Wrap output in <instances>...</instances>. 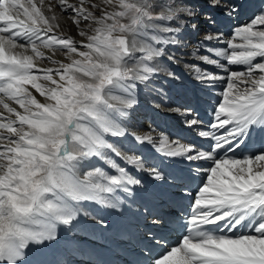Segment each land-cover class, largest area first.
Instances as JSON below:
<instances>
[{
    "label": "snow or ice",
    "instance_id": "1",
    "mask_svg": "<svg viewBox=\"0 0 264 264\" xmlns=\"http://www.w3.org/2000/svg\"><path fill=\"white\" fill-rule=\"evenodd\" d=\"M210 5L229 17L239 11L228 0ZM193 15L184 0H0V264H27L32 246L87 214L85 202L114 209L121 193H147L138 172L164 195L179 188L188 205L173 241L168 201L142 197L136 215L147 244L135 264H264V142L249 143L264 131V9L228 38L206 34L226 47L202 42L188 54L224 73L185 62L204 87L226 82L208 123L192 107L170 108L207 147L125 123L141 84L162 70L176 78L159 58ZM61 18L82 39L64 35ZM129 137L185 164L182 175L126 147Z\"/></svg>",
    "mask_w": 264,
    "mask_h": 264
},
{
    "label": "bare ground",
    "instance_id": "2",
    "mask_svg": "<svg viewBox=\"0 0 264 264\" xmlns=\"http://www.w3.org/2000/svg\"><path fill=\"white\" fill-rule=\"evenodd\" d=\"M46 1L48 0H45V4H47ZM187 2L190 3L188 5H193V7L191 6L193 12L195 9L200 10L202 6L200 4L208 3V5L211 7L210 0H188ZM228 2L237 4L239 6V15L243 14L244 18H249V20L252 19L250 17H253L254 14L264 9V0H228ZM252 5L255 6V10H252L254 9ZM197 6H199V8H197ZM213 9H215V11H211H213L214 14L222 15L225 20H227L229 23H232L230 17L224 14L222 8ZM194 17H196L195 12L193 16L187 17L190 21L188 25H192V20ZM211 26H214V24ZM223 27L224 30L228 31L227 26ZM60 30L63 31L64 35L71 36L76 40L82 39L77 35V29L71 22L68 25H65L63 28H60ZM209 30L210 28L208 31ZM188 34H192V32L187 31L184 28L177 32L175 34L177 44L165 46L166 53L163 57L159 58L161 68H166L167 70L173 71L176 74V78H170L167 75V72L162 70L158 74H155L150 79V81L147 82L146 86L141 84L137 89L138 104L133 109L128 110L129 116L125 118V123L130 127L144 130L151 126L156 130L154 135L160 132H163L164 134L168 132L167 135H169L170 139H172V137H187L191 139L192 143L207 147L208 141H206L204 138L191 137L190 132L196 131L189 129L184 125L182 115L174 111H170V108L192 107L196 112L201 110V114H199L198 118L206 123L209 120H212L213 109L217 102L221 99L218 94L206 93L193 95L190 93H184L182 91L181 87L187 86L183 80V77L185 76H188L191 79L192 84L202 85L194 78L191 69L185 67V62L190 64H198L201 68L207 69L208 71L213 73L217 72L215 74L224 75L220 69H217L214 66L203 64L199 59L189 56L188 54L193 53L196 50L195 47L194 49H191L190 53L182 50L181 46L183 45L181 44H185L186 42H181V40H184V37ZM212 42H215V40H212ZM201 43L202 40L199 44H197V46ZM222 46L226 45L222 44ZM211 47H216V45ZM169 54H174L176 57L180 58L182 62L174 63L172 60L168 59ZM55 58L63 59L60 56ZM45 66H49L47 62H45ZM224 86V82H216V92H221V89L224 88ZM217 89L219 90L217 91ZM32 91L39 100L43 101L44 98L40 97L39 93H36L34 89ZM203 96H205V98H203ZM157 105H159V107H157ZM139 115H143L144 119L147 115L146 119H148V121H143V117L140 120V118H138ZM152 115L156 119L164 118L167 121L158 127L155 125L154 121L151 120ZM170 132L173 134L170 135ZM261 135H263V138H261ZM198 141L200 142L196 143ZM251 141L252 144L259 146V144L264 142V131H261L258 136H255L252 133ZM125 146L132 148L134 151L142 153L146 156L155 157L154 162L161 168L167 164L166 163L164 166H162L161 160L164 158L156 156L154 150H151V147L146 144H135V142L130 137L127 141H125ZM164 160L168 161L171 159ZM171 162V168H168L167 172L170 173L171 171L172 174H176L177 176L182 175L181 170L184 169L186 165L181 163L179 160H171ZM138 173H136V176ZM137 177L141 179L142 185L147 188V192L150 190L157 195H163L158 189H156L154 183L148 179V174L146 172L140 173V176ZM171 191L179 195L180 190L179 188H173ZM143 193H146L144 187H140L130 197H126L123 193L119 195L124 202L133 208V206H136L133 198L141 201ZM84 207L87 209L86 215L82 212L81 215L78 216L77 220L71 225L58 226V234L55 241L32 246L28 253L27 264H51L53 261H55L57 264L121 263L127 259L124 251L136 252L135 247H138L139 250H141L144 245L147 244L146 241H128L126 239V232L119 229L121 224H116L114 220L115 215L112 213V210H114L120 218L129 220V214L124 210L123 207H121V205H118V207L114 209L108 208L109 211H104L100 205H97L94 202H85ZM93 217L101 218L104 221V225L102 226L97 224L96 219H93ZM124 227H129L132 229L133 224L129 220V223ZM133 229L136 235L139 234L142 236V234H140L139 228L134 227ZM130 242L135 243L136 246L133 247ZM114 248L115 252H113Z\"/></svg>",
    "mask_w": 264,
    "mask_h": 264
},
{
    "label": "rangeland",
    "instance_id": "3",
    "mask_svg": "<svg viewBox=\"0 0 264 264\" xmlns=\"http://www.w3.org/2000/svg\"><path fill=\"white\" fill-rule=\"evenodd\" d=\"M187 1L188 0H184L185 3L190 4ZM47 2L48 1H46V3ZM200 5H202L200 10L199 9H195V11H194L196 17L193 18L192 25H188L187 24L184 27V29H186L187 31H191L194 34L197 32V35H198L197 38L198 39H199V35H202V37L199 40H197L196 42H193L192 39H191L192 38L191 34H188V35H186L184 37V40H181V42H186L185 44H181V45H183V46H181L182 50H185L186 52H189V53L191 52V49H194V47H195V49L197 48V44H199L201 42V40H202V42H204V44H206V45H208L210 47L211 46H215V45H216V47H222V44L217 43L216 41L215 42L208 41V40L205 41V36L207 34V30L209 28L211 29V28H215L216 27V25L209 20V17H212V16H210V14L214 15L213 11H215V9L211 8L208 5V3L200 4ZM191 6L193 7V5H190V7ZM252 7H254V9H252V10H255V6L252 5ZM197 8H199V6H197ZM211 10H213V11H211ZM234 17L235 16L230 17L231 21H233ZM212 18L214 19L215 17L213 16ZM250 18H252V17H250ZM186 19H188V18H186ZM70 22H71L70 20L65 19V18H61L58 21V23L60 24V28H63L65 25H68ZM232 23H234V21ZM193 24L195 25V27H193ZM213 24H214V26H211ZM215 32H217V31H215ZM224 36L226 38V35H224ZM193 38H194V36H193ZM202 54L204 55L203 51H200V55H202ZM225 83L226 82H224V84ZM221 90H223V88ZM143 115H145V114H143ZM143 115H139L138 118H140V120H141V118L143 117V119H144ZM146 118H147V115H146V117H145V119L143 121H148V119H146ZM166 134H168V132H166Z\"/></svg>",
    "mask_w": 264,
    "mask_h": 264
}]
</instances>
